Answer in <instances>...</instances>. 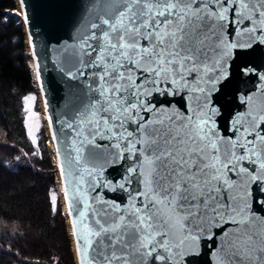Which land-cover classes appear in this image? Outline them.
Instances as JSON below:
<instances>
[{
  "label": "snow or ice",
  "instance_id": "obj_1",
  "mask_svg": "<svg viewBox=\"0 0 264 264\" xmlns=\"http://www.w3.org/2000/svg\"><path fill=\"white\" fill-rule=\"evenodd\" d=\"M109 7L82 37L79 56L66 58L80 65L70 78L92 79L88 104L65 125L75 133L65 156L75 185L69 214L83 223L88 264H184L217 227L216 264H264V221L253 214L264 198L252 196L253 185L264 191V73L240 68L259 84L241 97L246 111L231 136L210 123L217 110L209 103L229 79L230 56L264 45V0H116ZM177 96L185 103L173 107ZM97 139L119 150L113 162L127 163L118 184L101 182L94 166L79 170L102 158ZM97 188H119L127 203L92 195ZM64 196L70 199L67 187Z\"/></svg>",
  "mask_w": 264,
  "mask_h": 264
},
{
  "label": "water",
  "instance_id": "obj_2",
  "mask_svg": "<svg viewBox=\"0 0 264 264\" xmlns=\"http://www.w3.org/2000/svg\"><path fill=\"white\" fill-rule=\"evenodd\" d=\"M17 1L55 157L75 262L81 264L83 259L85 264H88L87 257L91 253L86 251L87 235L83 223L79 219L78 212L69 214V204L75 185L69 183L72 177L67 175L69 167L65 163V156L69 150L67 146L71 144L75 133L65 125L76 120L77 110H82L88 104L92 96L89 91L92 79L87 75L70 78L69 71L75 73L80 65L76 64V67H72L66 62V58L73 51L79 56L82 37L91 34L92 23H99L104 18V14L110 11L109 6L116 3V0H23V5L21 0ZM246 64H253L257 68V73H264V45H260L255 51L237 49L225 64L230 73L229 79L219 91L213 90L209 100L210 105L217 110L210 123L214 122L218 135H232L233 120L245 112L247 107L241 102V97L245 92L252 94L251 90L258 87V75H242L240 68ZM86 71L90 72L91 69ZM157 99L165 98L158 96ZM175 100L179 103L174 104L173 107L185 103L179 96L175 97ZM54 135L56 140H53ZM109 143L107 139H97L96 144L100 147L96 150L102 154V158L92 162L91 165L82 163L79 170L84 172L85 168L94 166V171L101 182L118 184L121 182L127 163L119 158L113 162V157L119 150L106 147ZM57 153H59V163ZM72 155L75 156L74 151ZM61 164L64 167V176L61 174ZM84 175L87 179V173ZM66 187L70 198L68 201L64 196ZM96 194L114 203H127V193L119 188L115 191L110 188H97L92 195ZM252 196L254 201L264 198V191L257 192L253 185ZM78 207L82 208V205ZM253 214L264 221V215H262L264 207L253 204ZM224 227L232 226L225 224ZM74 231L76 235H73ZM213 231L217 233L215 238L209 240L208 233H204L197 241L195 251L184 257V264H216L217 257L214 253L219 248L223 234L219 227Z\"/></svg>",
  "mask_w": 264,
  "mask_h": 264
},
{
  "label": "trees",
  "instance_id": "obj_3",
  "mask_svg": "<svg viewBox=\"0 0 264 264\" xmlns=\"http://www.w3.org/2000/svg\"><path fill=\"white\" fill-rule=\"evenodd\" d=\"M23 28L17 0H0V264H76L55 157L43 128L27 129L35 87Z\"/></svg>",
  "mask_w": 264,
  "mask_h": 264
},
{
  "label": "rangeland",
  "instance_id": "obj_4",
  "mask_svg": "<svg viewBox=\"0 0 264 264\" xmlns=\"http://www.w3.org/2000/svg\"><path fill=\"white\" fill-rule=\"evenodd\" d=\"M17 7L19 9L20 19L22 21L21 11H20V8H19L18 1H17ZM25 36H26V34H25ZM25 40H26L27 47L29 49L27 37L25 38ZM29 54H30V50H29ZM31 60H32V58H31ZM32 63H33V61H32ZM34 87H35L34 91H32L27 96V99H26L27 129H28L30 134L34 135L39 128H41V127L43 128V130H44V132H45V134L47 136L48 149L50 150L51 156L53 157L54 154H53V151H52V146H51V142H50L49 135H48L45 114H44V110H43V106H42L41 96H40L39 89H38V84L36 82L35 73H34ZM54 166H55L54 169H55V172H56V175H57V182L60 185L58 172L56 171V162L54 163ZM60 188H59V191H58V196H59L60 202H61V204H62V206L64 208L63 200H62V196H61V189ZM64 213H65V208H64ZM65 216H66V213H65ZM65 222H66V225L68 226L67 217L65 218ZM70 238H71V236H70ZM71 246H72V241H71ZM72 250H73V246H72Z\"/></svg>",
  "mask_w": 264,
  "mask_h": 264
}]
</instances>
